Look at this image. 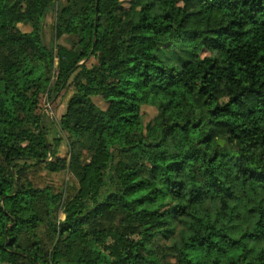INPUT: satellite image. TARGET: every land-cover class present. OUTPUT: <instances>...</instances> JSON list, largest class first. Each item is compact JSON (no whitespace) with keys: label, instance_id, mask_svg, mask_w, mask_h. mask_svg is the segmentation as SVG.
<instances>
[{"label":"trees","instance_id":"16d2710c","mask_svg":"<svg viewBox=\"0 0 264 264\" xmlns=\"http://www.w3.org/2000/svg\"><path fill=\"white\" fill-rule=\"evenodd\" d=\"M54 7L0 0V264H264V0H68L56 38L81 50L58 53ZM38 166L76 194L36 186Z\"/></svg>","mask_w":264,"mask_h":264},{"label":"rangeland","instance_id":"374dc122","mask_svg":"<svg viewBox=\"0 0 264 264\" xmlns=\"http://www.w3.org/2000/svg\"><path fill=\"white\" fill-rule=\"evenodd\" d=\"M68 0H55V7L53 11L48 15L47 22L45 24L44 30V41L45 44L50 47L53 45L54 50L56 53L59 52L60 48H65L68 50H81L78 46V38L75 36H64L61 39L56 38L55 34V25H56V15L59 9L62 6L67 5ZM125 5H128V2L125 1ZM18 27L23 31H30L31 26L27 23H20ZM159 55L161 58L168 64L170 63H177L183 64L186 61L191 59L189 54H184L182 57H179L177 52L174 51L171 45L165 44L160 47ZM59 59H56V65L59 64ZM93 61L91 58L88 61V64ZM73 87L69 86L67 89L62 90L58 93V96L49 101L46 105V114H47V122L49 125L55 126L56 123L60 120L62 115L65 113L67 108V103L70 96L73 93ZM96 103L101 106L102 108L106 107V103L100 99L95 98ZM157 113V109L155 106L146 104L143 106V114L144 119L146 122L152 120ZM64 138L62 143V154L67 156L68 152V143L66 141V134H61ZM27 172V179L31 180L36 186L44 187L46 185H51L54 188V191L61 192L63 194V200L68 199L69 197L76 194L78 189V182L74 175L68 170L64 169L59 172H49L44 168V166H38L33 168H28ZM66 214L63 212L62 208H59L57 212V218L59 220H64ZM45 243L47 248L50 247L52 237L49 236V230L47 228V223L43 222V224L39 228V235H38Z\"/></svg>","mask_w":264,"mask_h":264}]
</instances>
